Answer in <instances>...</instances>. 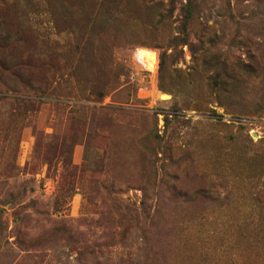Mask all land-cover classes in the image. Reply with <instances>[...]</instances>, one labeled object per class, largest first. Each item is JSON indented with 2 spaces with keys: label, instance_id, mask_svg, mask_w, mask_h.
<instances>
[{
  "label": "rangeland",
  "instance_id": "1",
  "mask_svg": "<svg viewBox=\"0 0 264 264\" xmlns=\"http://www.w3.org/2000/svg\"><path fill=\"white\" fill-rule=\"evenodd\" d=\"M0 264H264V0H0Z\"/></svg>",
  "mask_w": 264,
  "mask_h": 264
}]
</instances>
